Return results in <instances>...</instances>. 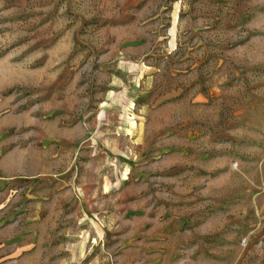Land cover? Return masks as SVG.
<instances>
[{"label": "rangeland", "instance_id": "374dc122", "mask_svg": "<svg viewBox=\"0 0 264 264\" xmlns=\"http://www.w3.org/2000/svg\"><path fill=\"white\" fill-rule=\"evenodd\" d=\"M0 264H264V0H0Z\"/></svg>", "mask_w": 264, "mask_h": 264}]
</instances>
